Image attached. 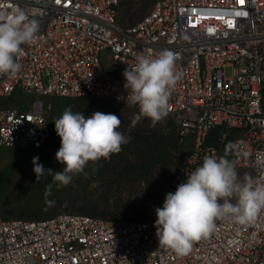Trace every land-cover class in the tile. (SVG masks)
Listing matches in <instances>:
<instances>
[{
    "label": "built area",
    "instance_id": "2783aa9c",
    "mask_svg": "<svg viewBox=\"0 0 264 264\" xmlns=\"http://www.w3.org/2000/svg\"><path fill=\"white\" fill-rule=\"evenodd\" d=\"M117 4L0 0V14L20 8L40 24L37 42L21 45L19 73L0 75V98L16 90L33 96L27 111L0 103V147L44 146L52 133L53 97L126 100L124 70L139 55L155 58L168 49L182 73L168 113L181 135L194 132V145L165 193L186 182L205 156L219 158L207 143L219 125L240 130L232 155L264 182V0H156L140 23L126 29L117 24ZM155 220L0 217V264H264V211L248 225L217 220L215 231L186 256L159 246Z\"/></svg>",
    "mask_w": 264,
    "mask_h": 264
},
{
    "label": "trees",
    "instance_id": "16d2710c",
    "mask_svg": "<svg viewBox=\"0 0 264 264\" xmlns=\"http://www.w3.org/2000/svg\"><path fill=\"white\" fill-rule=\"evenodd\" d=\"M156 0H118L117 24L126 29L140 23L152 10ZM33 96L16 90L11 96L0 98L6 107H17L27 111ZM49 116L51 137L40 148L14 149L0 147V217L8 220L39 221L60 214H80L112 221H145L155 219V209L163 206L165 188L186 164L193 149L194 132L181 135L178 121L168 115L153 125L148 118L137 123L125 120L117 129L127 138L119 153L107 159L89 161L84 170L72 175L67 186H59L47 172L39 180L36 174L21 190L12 191L9 182L16 169L32 165L34 157L45 169L63 171L64 165L55 158L61 139L55 130L58 119L66 108L82 112L85 116L94 112L107 113L126 106V100L99 97H53ZM129 104V103H128ZM117 105V106H116ZM118 107V108H117ZM138 107V106H137ZM120 118V119H121ZM240 135V130L219 125L207 136V143L219 150L235 164L239 178L245 174L253 176L251 168L239 167L232 155L231 145ZM51 186V195L46 189ZM235 203V198L232 199Z\"/></svg>",
    "mask_w": 264,
    "mask_h": 264
},
{
    "label": "clouds",
    "instance_id": "9594fccd",
    "mask_svg": "<svg viewBox=\"0 0 264 264\" xmlns=\"http://www.w3.org/2000/svg\"><path fill=\"white\" fill-rule=\"evenodd\" d=\"M39 28V21L30 19L20 8L0 14V75L15 77L19 73L21 45L36 43ZM176 59L172 50L165 49L155 58L137 56L136 64L124 70L126 101L139 107L136 119L148 118L155 125L168 115L172 91L182 79ZM54 123L61 139L55 158L64 165L63 171L45 169L34 157L36 180L47 172L59 186H67L70 174L82 172L89 161L119 153L128 143V138L117 130L122 123L120 117L112 113L97 111L85 116L69 107ZM186 174V182L179 184L174 193H167L163 206L155 209L159 246L179 256L188 255L195 242L215 231L217 220L248 225L264 211V182L249 174L241 180L235 164L227 158L205 156L200 166ZM45 195H51V186Z\"/></svg>",
    "mask_w": 264,
    "mask_h": 264
},
{
    "label": "rangeland",
    "instance_id": "374dc122",
    "mask_svg": "<svg viewBox=\"0 0 264 264\" xmlns=\"http://www.w3.org/2000/svg\"><path fill=\"white\" fill-rule=\"evenodd\" d=\"M227 76L231 75V68L228 67L226 69ZM117 106V105H116ZM118 108V107H117ZM107 113H112L117 115L118 117L123 114L125 120L132 121L134 123H137L139 120L140 122L142 121L141 117L140 119H136L138 113H139V107L133 106L131 104H128L126 106H119L118 110L116 111L115 109H108ZM121 118V117H120ZM122 120V118H121ZM34 165L28 164L26 167H22L19 170L16 171V169L13 171V174H11L9 182L12 184V191L16 190H21V184H24L25 182L29 181L34 175L33 171ZM240 167V166H239Z\"/></svg>",
    "mask_w": 264,
    "mask_h": 264
},
{
    "label": "snow or ice",
    "instance_id": "6c2138e0",
    "mask_svg": "<svg viewBox=\"0 0 264 264\" xmlns=\"http://www.w3.org/2000/svg\"><path fill=\"white\" fill-rule=\"evenodd\" d=\"M57 2H59V0H57ZM241 3H243V0H241ZM242 13H236L237 16L241 15ZM244 15H246V13H243Z\"/></svg>",
    "mask_w": 264,
    "mask_h": 264
}]
</instances>
